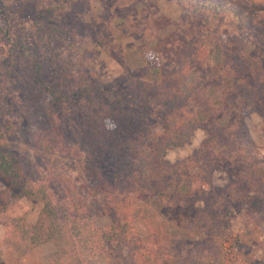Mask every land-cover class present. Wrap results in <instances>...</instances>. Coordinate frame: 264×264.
Segmentation results:
<instances>
[{
    "label": "rangeland",
    "instance_id": "1",
    "mask_svg": "<svg viewBox=\"0 0 264 264\" xmlns=\"http://www.w3.org/2000/svg\"><path fill=\"white\" fill-rule=\"evenodd\" d=\"M245 1L261 6L260 17H264V0ZM0 8L8 18L9 36L22 40L30 51L28 60L21 57V61L16 62L3 44L0 33V109L2 98L7 95L8 108L14 110L6 116L0 114V131L4 133L9 120L13 123L9 126L10 132H5L0 139V177L5 176L2 165L14 158L18 160L11 165H23L25 172L26 165H30L32 178H37V166L54 168V171H75V179L83 181L87 190L92 187L107 193L104 199L103 195L93 196L87 202L98 226L116 222L115 205L127 201L134 208L136 225L143 237L149 236V230L139 216L141 213L156 219L166 230L181 238L187 264H264V243L256 241L253 229L262 226L264 217L253 223L248 208L226 192L231 183L239 181L247 172L246 165L238 157L226 159L213 173L214 200L196 198L197 193L180 185L171 187L170 194L159 201L148 191L132 196L123 192L140 171L136 150L128 158L119 159L124 155L122 153L119 158L108 156V165H99L92 153V165L84 166L82 160L72 153L48 149V140L44 141L47 150L34 146L36 137L30 136L37 130L21 129L17 124L20 103L26 110L33 111L37 120L43 117L41 124H50L48 115L52 109L66 128L76 120L83 126L85 121L89 123L97 117L93 111L84 108L89 101L102 98L105 103L111 101L114 104L121 99L130 100L132 78L155 79L154 74L144 71L149 62L147 55L153 53L167 65L187 47L193 36L208 41L209 58L204 68H197L192 73L191 82L198 77L222 78L223 91L239 84L263 89L264 64L256 69L250 68L261 50L234 21L228 20L222 31L223 43L229 47L225 48L221 44L213 46L209 41V29L216 23L208 26L197 19L183 0H0ZM45 9L51 10L42 15ZM52 19L54 24L60 23L65 28L62 34L53 35L48 44L45 38L58 29L51 26ZM51 27L55 30H50ZM19 53L24 56V49L20 48ZM184 89H189L187 83ZM236 102V108L221 112L220 124L233 129L241 123L243 138L253 146V154L260 161L258 175L264 181V116L258 110L247 109L243 94ZM134 104L138 105L137 101ZM140 112L145 119L142 135L137 137L144 138L145 150L154 152L152 137L157 132H166L164 119L159 112L147 111L143 107ZM100 120L101 117L97 121ZM104 125L112 127V122L107 121ZM208 135L206 128L197 127L188 142L167 150L164 159L175 164L193 154ZM22 176L26 178L28 174ZM18 179L13 177L9 184L6 182L8 185H0V264H50L49 258L55 251L54 242L23 249L5 240L9 218L24 215L28 223H34L43 208L42 202L19 196V188L14 185ZM64 181L62 176L55 182L63 200L56 213L60 221L66 220L63 210L69 202L63 191ZM251 181L248 179L246 184H241L243 191L254 192L258 188V183ZM214 202L224 217L223 225L211 228L181 225V219H193L197 210ZM76 244L72 240L68 247L82 258L84 264H129V247L120 240L106 243V251L102 254Z\"/></svg>",
    "mask_w": 264,
    "mask_h": 264
},
{
    "label": "trees",
    "instance_id": "2",
    "mask_svg": "<svg viewBox=\"0 0 264 264\" xmlns=\"http://www.w3.org/2000/svg\"><path fill=\"white\" fill-rule=\"evenodd\" d=\"M183 1L197 19L208 26L212 22L216 23L209 29L211 45L221 44L229 48L223 43L222 31L228 20H232L261 50L258 59L252 61L250 68L256 69L264 64V17H260L263 12L261 6L245 0ZM50 10L45 9L42 15ZM7 20L6 12L0 8V33L3 44L16 62L21 61V57L28 60L29 49L22 40H15L9 36ZM51 22L53 23L51 26L58 29L50 32L45 38L48 44L52 41L53 35L62 34L65 28L60 23L54 24L53 19ZM50 30L55 29L51 27ZM20 48L24 49V56L20 55ZM147 56L149 62L144 71L147 74H154L155 79L147 81L132 78L129 85L130 96L133 98L126 100L128 102L121 99L114 104L111 101L105 103L102 98L94 102L89 101L84 108L97 115L89 123L87 120L82 126V123L76 120L66 128L58 119L56 112L49 109L50 124L44 125L40 121L43 117L37 120L33 111L26 110L19 103L17 124L21 129L37 130L30 136L33 139L36 137L34 146L47 150L44 141L48 140V149L72 153L82 160L84 166L92 165L90 159L92 153L99 165H108V156L119 158L122 153L124 155L119 159L128 158L136 150L139 153L140 171L123 192L132 196L148 191L159 201H163L170 194L171 187L180 185H186L192 192L197 193L199 196L196 198L214 200L213 173L226 159L236 156L244 162L247 172L239 181L231 183L226 192L248 208L253 223L258 222L264 217V181L260 180L257 170L260 161L253 154L252 144L243 138L241 123L233 129L229 128L220 124V115L227 108H236V99L243 94L247 109L258 110L264 116V88L259 90L239 84L223 91L222 78L215 80L198 77L191 82L192 73L197 68H204L209 58L208 41L203 37L193 36L187 47L167 65L161 63L153 53ZM236 65L243 70L239 63ZM10 74L11 72L9 76ZM185 83L189 85L188 90L184 89ZM7 99L6 95L1 101L0 114L4 116L14 111L9 110ZM136 101L138 105L134 104ZM141 107L147 111L159 112L164 119L166 132H157L152 137L154 152L145 150L144 138L140 140L145 119L141 115ZM39 112L40 110L36 111L37 114ZM99 117L102 121H97ZM107 121L112 122V127L104 125ZM9 122L4 127V133L10 132L9 126L13 123L11 120ZM199 126L206 128L209 135L193 154L178 160L175 164L164 159L167 150L184 145ZM4 133L0 131V139L4 137ZM139 140L141 142L137 147ZM15 160L18 159L14 158L8 164L2 165L5 176L0 177V185H6L13 177H18L14 185L19 188V196L42 202L43 208L34 223H28L24 215L9 218L6 221L5 235L8 242L23 249H34L46 242H54L55 251L49 258L50 264H84L82 258L69 249L72 240L78 247L89 249L95 254L104 253L106 243L120 240L129 247V264H187L188 258L183 254L181 238L166 230V227L156 219L149 218L143 213L139 216L147 226L149 236L147 238L142 236L130 202H117L115 205L117 221L98 226L87 202L93 196L103 195L104 199V195L107 194L104 190L92 187L87 190L83 181L75 179V171H54V168L37 166V178H32L30 165H26L25 172L23 165H19L20 167L11 165ZM21 160L27 161L24 157H21ZM88 170L92 171L90 168ZM23 174H28V177L23 178ZM62 176L65 177L63 191L69 202L63 210L66 220L60 221L56 213L61 209L63 200L55 187V182ZM2 178H6L7 181ZM248 179L258 183V188L254 192L242 190L241 184H246ZM180 222L185 227L211 228L223 225L224 217L214 202L209 203L204 209L197 210L193 219L183 218ZM258 228L257 226L253 228L256 232L254 236L257 238L256 241L259 240L258 242L262 244L264 223Z\"/></svg>",
    "mask_w": 264,
    "mask_h": 264
}]
</instances>
